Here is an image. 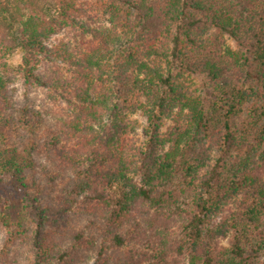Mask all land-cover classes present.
Instances as JSON below:
<instances>
[{
	"label": "trees",
	"instance_id": "16d2710c",
	"mask_svg": "<svg viewBox=\"0 0 264 264\" xmlns=\"http://www.w3.org/2000/svg\"><path fill=\"white\" fill-rule=\"evenodd\" d=\"M0 235L26 264H264V0H0Z\"/></svg>",
	"mask_w": 264,
	"mask_h": 264
},
{
	"label": "rangeland",
	"instance_id": "374dc122",
	"mask_svg": "<svg viewBox=\"0 0 264 264\" xmlns=\"http://www.w3.org/2000/svg\"><path fill=\"white\" fill-rule=\"evenodd\" d=\"M62 37V35H61ZM18 86L14 87L17 93V104L22 103V94L24 91L28 92L29 94H31V97L33 98V100H39L40 99V92L38 93L37 91H35L33 88H31L30 86H26L25 88L22 89L21 86H19V83H16ZM34 120H36L35 116L33 117ZM22 132V129H20ZM39 200L42 202H46V196L42 194L39 195ZM145 230V229H144ZM144 232V231H143ZM26 245V243L21 242L20 244H18V255L11 257L9 255V251L11 253H14L15 250L11 249V246H7L5 244L4 246V254L0 255V264H26L25 258H26V253H25V248L24 246ZM2 246V236L0 235V249ZM119 253L116 251V253L113 256H118Z\"/></svg>",
	"mask_w": 264,
	"mask_h": 264
}]
</instances>
